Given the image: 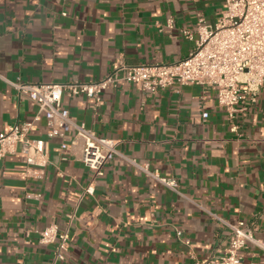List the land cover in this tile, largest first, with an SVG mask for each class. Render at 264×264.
I'll return each instance as SVG.
<instances>
[{
    "label": "crops",
    "instance_id": "1",
    "mask_svg": "<svg viewBox=\"0 0 264 264\" xmlns=\"http://www.w3.org/2000/svg\"><path fill=\"white\" fill-rule=\"evenodd\" d=\"M223 10V0H0V134L38 111L8 82L88 83L120 62L176 63L194 46L182 31L194 32L200 14L214 24ZM61 105L75 124L117 140L118 155L94 179L59 139L48 141L41 180L23 179L22 154L1 159L0 264H193L189 252L220 255L227 245V227L210 214L254 227L242 261L264 264V87L236 120L237 134L215 92L200 85L151 94L123 81L103 93L97 116L85 96ZM28 138L47 140L43 117ZM131 161L175 179L179 194ZM88 185L93 195L83 197ZM26 192L41 198L25 200ZM73 211L58 261L39 233L53 223L64 231Z\"/></svg>",
    "mask_w": 264,
    "mask_h": 264
},
{
    "label": "built area",
    "instance_id": "2",
    "mask_svg": "<svg viewBox=\"0 0 264 264\" xmlns=\"http://www.w3.org/2000/svg\"><path fill=\"white\" fill-rule=\"evenodd\" d=\"M223 2L224 10L214 24H208L200 14L194 32L182 31L183 36L194 41V46L186 58L176 63L129 66L120 62L103 79L88 83L8 82L18 95L34 103L38 111L33 121L18 122L0 134V160L20 153L24 156L23 179L41 180L49 164L48 141L59 139L60 149L76 151L78 161L92 171L93 179L101 177L104 166L118 155V141L98 136L83 125L75 124L69 112L62 108V97L85 96L91 101L93 113L97 116L103 93L115 89L123 81L151 94L175 85H200L212 89L218 106L226 114L230 132L237 134L236 120L246 115L248 106L256 102L264 87V0ZM167 28L172 29L171 21H168ZM206 116L203 114V118ZM41 117L45 120L47 140H30L28 136L35 131ZM130 163L165 189L179 194L175 179L160 178L156 172L148 171L147 165L135 161ZM93 192L92 185H88L83 189L82 196H92ZM24 198L37 201L41 195L38 192H26ZM210 217L227 227V245L220 255L196 257L193 252H189L193 264H243V250L248 244L256 242L253 237L255 228L241 222L229 225L213 214ZM65 218L67 228L64 231H59L53 223L39 233V244L52 246L58 261H64L68 251L70 228L76 220L75 212L67 214ZM177 236L180 237L181 232H177ZM184 244L189 246L187 241Z\"/></svg>",
    "mask_w": 264,
    "mask_h": 264
}]
</instances>
